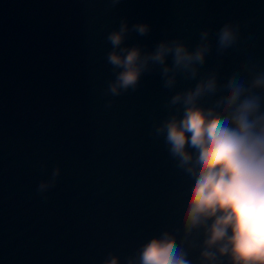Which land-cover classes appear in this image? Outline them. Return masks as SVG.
Masks as SVG:
<instances>
[{"label": "water", "instance_id": "95a60500", "mask_svg": "<svg viewBox=\"0 0 264 264\" xmlns=\"http://www.w3.org/2000/svg\"><path fill=\"white\" fill-rule=\"evenodd\" d=\"M108 4L0 0V264H103L109 252L123 264L142 243L179 226L183 174L163 138L150 135L174 93L153 73L135 93L103 95L114 79L106 37L122 18L151 26L148 36L126 41L147 50L172 38L194 48L212 29L202 72L218 64L215 32L237 22L247 52L233 48L220 58V82L249 60L264 67V0ZM178 80L176 91L197 82ZM56 166L61 175L46 202L37 187Z\"/></svg>", "mask_w": 264, "mask_h": 264}, {"label": "clouds", "instance_id": "9594fccd", "mask_svg": "<svg viewBox=\"0 0 264 264\" xmlns=\"http://www.w3.org/2000/svg\"><path fill=\"white\" fill-rule=\"evenodd\" d=\"M122 0H109L115 8ZM147 23L129 26L127 18L106 37V54L114 79L104 96L135 93L145 74L159 73L163 88L173 92L163 119L153 118L150 135L163 138L178 174L183 211L178 227L165 228L142 243L123 264H264V67L251 60L220 82L221 57L239 47L241 25L226 22L215 32L216 68L201 71L213 52L212 29L199 33L194 48L180 38L162 39L154 49L128 46L131 33L146 37ZM171 57L172 63L168 60ZM178 77L197 81L176 91ZM114 99L105 108L111 109ZM46 170V165H41ZM61 168L41 180L38 194L48 201ZM103 264H122L113 252Z\"/></svg>", "mask_w": 264, "mask_h": 264}]
</instances>
